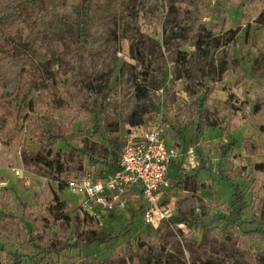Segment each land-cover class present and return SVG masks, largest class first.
Masks as SVG:
<instances>
[{"label": "rangeland", "instance_id": "obj_1", "mask_svg": "<svg viewBox=\"0 0 264 264\" xmlns=\"http://www.w3.org/2000/svg\"><path fill=\"white\" fill-rule=\"evenodd\" d=\"M10 1L0 0L1 4ZM158 1L94 0L77 69L82 81L106 85L104 95L78 118L74 117L76 103L69 98L50 110L36 111L51 130L55 125L69 126L70 132L56 148L83 153L75 161L82 162L91 175L101 176L119 158L131 127L129 115L145 110V122L162 127L166 142L178 153L168 172L170 188L160 203L173 208V225L146 223L139 196L131 198L121 212L91 210L101 217L93 216L83 230L97 231L101 243L60 254L22 255L15 223L29 232L33 244L48 250L65 226L48 213L52 191L57 190L71 214V242L78 234L74 216L79 203L67 188L58 190L70 176L54 169L39 171L23 155L38 147L29 124L14 135L13 122L0 113V264H146L148 258L152 264H162L169 254L178 264H192L189 245L198 243L203 228L210 226L233 230L244 250L237 263L227 260L225 264H264V167L254 169L255 164L264 162V134L259 131L264 125V85L242 82L230 68L232 60L238 59L242 71L249 74L259 56L264 62V0H200L194 8L165 0L168 8L161 19ZM82 2L67 0L64 6H51L31 30L19 31L22 49L42 77L41 81L25 82L21 103L48 96L49 82L61 64L64 41L71 40L81 17ZM186 9L207 21L214 35L226 38L229 30H238L229 43L210 50L214 66L225 68L224 79L211 83L214 74L204 78L211 91L202 112L192 119L184 114L190 103L186 89L200 79L198 69L203 62L193 46H178L175 39L189 23ZM141 33L150 39L149 62L129 55L131 43ZM179 50L187 53L182 64L177 62ZM65 76H70L69 70ZM15 85L14 65L0 55V94L13 92ZM227 104L234 106L233 114L227 111ZM205 119L217 126H205ZM184 174H196L194 190H183L178 184ZM237 196L241 209L235 211L232 201ZM179 213L187 218L176 226Z\"/></svg>", "mask_w": 264, "mask_h": 264}, {"label": "trees", "instance_id": "obj_2", "mask_svg": "<svg viewBox=\"0 0 264 264\" xmlns=\"http://www.w3.org/2000/svg\"><path fill=\"white\" fill-rule=\"evenodd\" d=\"M66 2L67 0H11L7 4H1L0 2V55L11 60L16 74L14 91L0 94V113L13 122L12 134L14 135L22 132L24 124H29L30 134L38 145L34 151H24L23 155L27 156L31 165L39 171L54 169L56 172L66 173L72 178L84 175L87 172L81 164L82 162L75 161L83 153L78 152V150L66 153L56 148L57 143L68 135L70 127L55 125L54 129L51 130L39 119L36 110L37 108H40L39 112L42 109L50 110V108H55L62 100L69 98L73 99L76 103L74 117L78 118L82 114H87L92 109L95 100L104 95L106 85L97 87L90 82L82 81L77 69V64L86 46L87 18L90 6L94 3V0H83L82 2L80 9L81 17L77 20L76 30L71 40L65 39L64 41L61 64L55 77L49 82L48 96L38 101L30 100L25 103L19 101L23 85L28 79L42 80L41 75L29 62L26 53L22 49L21 41L18 38L19 31L22 28L31 30L36 20L51 6H64ZM173 2L194 8L199 4L200 0H173ZM158 7L162 10L158 16L161 19L164 17V9L168 8L165 6V0H159ZM185 12L189 17V23L183 26L175 37L177 45L188 44L193 46L198 51L199 58L203 62L202 66L198 69L200 79L194 83L193 87L186 89V95L190 98V103L184 109V114L187 118L192 119L202 112V106L207 99L208 93L211 91L204 84V78L214 74V77L209 78L211 83L220 82L224 79L225 68L223 65L214 66L209 59L210 50L229 43L236 36L238 30H229L228 37L222 38L213 34L212 26L203 20L200 15L194 17L188 9ZM248 30L249 28H247V33ZM129 55L134 59L149 62L151 59L149 37L143 33L139 34L136 41L132 42L129 47ZM186 55L185 51L179 50L177 62L182 64L185 61ZM230 68L238 80L264 85V62H262V56L257 58L256 64L252 67L249 74H245L242 71L238 59L232 60ZM67 70L70 71L68 78L65 76ZM139 95H143V93ZM226 109L229 114H233L235 110L231 104H227ZM145 116V110H141L139 113L133 111L129 115L128 124L131 127L140 126L145 122ZM200 118L202 117L200 116ZM203 123L205 126H217L215 122L207 119ZM259 131L264 134V125L259 126ZM117 167L118 160L109 171ZM261 167H264V162L254 165V169H260ZM178 184L183 190H194L196 186V174H184L183 180L178 182ZM63 188H65V182L58 186V190H62ZM238 199L237 196L232 201L235 211L241 209L238 206ZM48 213L53 219L61 220L65 223V226L59 229V234L55 235L53 247L48 250H42L38 245L33 244L29 232L20 228L18 223H15L18 238H20L19 248L22 255H28L31 252H34L35 255L60 254L64 250L77 248L81 245L90 246L95 242L101 243L97 231L83 230V227L92 221L93 216L80 207H78V212L74 216L77 219L76 230L78 234L72 237L74 240L71 242L69 236L72 233V217L57 190L52 191V201L48 208ZM184 218H187V215L179 213L175 220L178 223H182L185 220ZM42 219L47 220L45 217ZM261 220L264 221V211H262ZM171 222H173V217L171 218ZM137 243L139 246L144 245L143 242ZM189 249L192 264H225L227 260L237 263L238 258L241 260L244 256V250L239 245L238 236L233 230L228 229L227 226L223 228H219L218 226L204 227L199 242L190 244ZM146 264H152L150 258L147 259ZM162 264H178L177 258L173 254H169Z\"/></svg>", "mask_w": 264, "mask_h": 264}, {"label": "built area", "instance_id": "obj_3", "mask_svg": "<svg viewBox=\"0 0 264 264\" xmlns=\"http://www.w3.org/2000/svg\"><path fill=\"white\" fill-rule=\"evenodd\" d=\"M177 155V150L166 142L163 128L144 122L129 128L116 169L101 176L87 172L69 178L65 188L78 197L79 207L91 216L101 217L91 212L93 208L121 212L131 198L140 196L141 214L146 223L158 225L166 221L173 225V208L160 203L170 188L167 172Z\"/></svg>", "mask_w": 264, "mask_h": 264}, {"label": "crops", "instance_id": "obj_4", "mask_svg": "<svg viewBox=\"0 0 264 264\" xmlns=\"http://www.w3.org/2000/svg\"><path fill=\"white\" fill-rule=\"evenodd\" d=\"M170 169H171V166H169L168 172L170 171ZM168 172H167V175H168ZM166 191H167V190H166Z\"/></svg>", "mask_w": 264, "mask_h": 264}]
</instances>
